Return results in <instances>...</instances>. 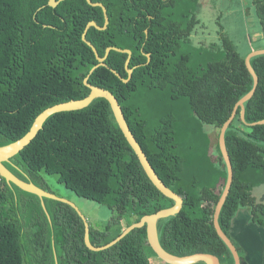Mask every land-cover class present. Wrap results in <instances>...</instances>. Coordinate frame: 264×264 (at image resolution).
<instances>
[{"label":"trees","instance_id":"obj_1","mask_svg":"<svg viewBox=\"0 0 264 264\" xmlns=\"http://www.w3.org/2000/svg\"><path fill=\"white\" fill-rule=\"evenodd\" d=\"M91 1L103 4L108 25L105 30L90 27L86 40L100 57L108 47L130 50L132 75L124 83L112 73L127 78L126 54L111 50L107 67H97L87 83L114 95L152 169L183 199L178 214L157 223L160 246L175 256L208 253L221 264H233L212 215L226 179L219 129L252 87L244 57L222 26L216 52L204 42L192 45L199 0ZM47 2L0 0V147L23 137L46 108L89 93L83 79L97 61L81 35L90 21L103 25L102 10L85 0H64L55 8ZM250 3L262 49L264 0ZM250 64L258 83L244 103L246 123L264 119V55ZM205 124L214 128L215 140L202 131ZM224 140L233 176L218 224L230 238V222L239 208L249 207L250 221L264 226V200L252 193L264 185V124L245 126L238 109ZM4 166L45 191L40 173L53 175L77 196L105 206L108 222L100 229L89 225L94 247L107 244L143 215L173 204L145 175L103 98L48 117ZM42 203L48 218L35 195L0 177V264H156L150 260L156 256L145 227L93 252L84 245L83 222L74 209L51 199ZM123 217L129 223L110 233Z\"/></svg>","mask_w":264,"mask_h":264},{"label":"water","instance_id":"obj_2","mask_svg":"<svg viewBox=\"0 0 264 264\" xmlns=\"http://www.w3.org/2000/svg\"><path fill=\"white\" fill-rule=\"evenodd\" d=\"M61 1H64V0H48L47 5L49 7L55 8ZM85 2L92 7H99L102 10L103 19H104V23L102 26L97 25L94 21L88 22L81 35V40L92 50L95 56V59L97 61V64L89 70L88 75L83 79V84L89 89V93L86 97L82 99L70 100V101L59 103V104L46 108L45 110H43L41 113H39L35 117L31 127L29 128V130L23 137H21L20 139L16 140L13 143L0 147V177H2L8 184L14 185L21 191L35 195L41 201V206L47 218H48V214L46 212L44 204L42 203V200L44 198L65 203L69 205L72 209H74V211L77 213V215L80 217V219L83 222V226H84L83 241H84V245L86 246V248L90 251L98 252V251L107 249L113 246L114 244H116L117 242H119L120 240H122L133 229L145 227L147 245L152 250V252L155 254V256L164 264H195L198 262H202L203 264H221L219 262V259L212 254L195 253V254L185 255V256H175V255H172L166 252L160 246L159 241H158V235H157V223L161 219L178 214L182 208L183 199L179 195L174 193L172 190H170L159 179V177L156 175V173L152 169L144 152L142 151V149L136 142L134 136L130 132L128 125L125 122L122 109L117 99L114 97V95L105 89L92 86L87 83L89 74L92 73L97 67H107L104 61L111 50L124 53L127 56L124 62V70L127 74V78L123 79L115 71L112 70V73L114 75H116L120 80L126 83L129 81L132 75V69L128 67L129 59L131 56L130 50L119 49L115 47H108L105 50L104 56L100 57L96 49L94 48V46L89 41L86 40V33L90 27H93L96 30L106 29L108 25V17H107L106 9L102 3L92 2L91 0H85ZM259 55H264V48L259 49V50H253L250 53H248L247 56L244 58V65L252 78V87L244 96H242L235 103L229 117L223 122L222 126L219 129L218 140H217L218 149H219L221 158L223 160V163L226 169V179H225L223 189L214 207V211L212 215V224H213V228L217 236L228 248L233 258V264H240L239 254L236 250V247L230 240V238L221 230L218 224V216L226 200V197L229 193L231 183H232V176H233L232 166H231L230 159H229L227 149L225 146L224 135H225L227 128L229 127L233 119L235 118V115L238 109H239V120L245 126H255V125L264 124V119L257 121V122H253V123H246L244 119V103L251 99L255 91V88L257 86V83H258V78L254 72V69L252 68L250 64V59L255 56H259ZM146 56H147V59H149V56L148 55ZM96 98H103L109 104L110 110L113 114V118L119 130L121 131L126 142L132 149L133 153L135 154L141 168L143 169L149 181L157 189V191L160 192L162 196L173 201V204L170 207L162 208L152 214L143 215L139 219L138 222L130 224L116 238H114L107 244L100 246V247H94L90 244L89 242V223L87 222L85 217L80 213V211L76 208L74 204L55 196L49 191H45L39 188L38 186L34 185L32 182L21 180L20 178L15 176L10 170H8L4 166L5 162H8L13 156L18 154L25 146H27L31 142V140L39 132L43 123L48 117H50L51 115L60 113V112H68V111H74V110L85 108Z\"/></svg>","mask_w":264,"mask_h":264},{"label":"rangeland","instance_id":"obj_3","mask_svg":"<svg viewBox=\"0 0 264 264\" xmlns=\"http://www.w3.org/2000/svg\"><path fill=\"white\" fill-rule=\"evenodd\" d=\"M196 17L199 20V25L195 30L196 33L193 34L194 38L191 39L193 46H198V43L204 42V45L209 46L210 44L211 50L216 52L217 35L220 31V26H222L241 57L245 58L251 51L259 50L262 47V42L259 39L260 26L250 0H199ZM213 130L214 128L210 125L205 124L202 126V131L205 134L214 136L213 139L215 140ZM40 175L49 192L74 204L90 226L100 229L108 222L111 214L105 206L77 196L59 183L53 175L45 173H40ZM252 193L257 201L264 200V185L255 187ZM247 208V212H249L250 208ZM129 220L130 218L123 217L118 223L113 225L110 233L115 229L120 230L125 227ZM258 228L263 231L261 232L257 229L256 232L258 231V233L251 234L253 239L258 240L257 243L252 244L257 249L251 251L254 260L260 255L261 240L264 241V226H258ZM150 260L156 264H163L156 257H151ZM254 260L253 263L256 262Z\"/></svg>","mask_w":264,"mask_h":264},{"label":"crops","instance_id":"obj_4","mask_svg":"<svg viewBox=\"0 0 264 264\" xmlns=\"http://www.w3.org/2000/svg\"><path fill=\"white\" fill-rule=\"evenodd\" d=\"M212 151H214L212 149ZM248 208H239L235 215L232 217L229 226V236L239 247L240 264H264V241L261 240L260 255L254 260L251 251L257 250L252 244L257 243L255 239L251 237V234H256V230L263 231L250 221V211ZM250 229H252L250 231ZM250 234V235H248ZM255 236V235H254ZM252 260V261H251ZM253 260L256 261L253 263Z\"/></svg>","mask_w":264,"mask_h":264}]
</instances>
